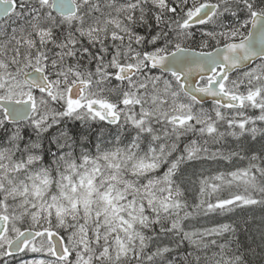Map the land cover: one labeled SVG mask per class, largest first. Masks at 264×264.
Wrapping results in <instances>:
<instances>
[{
  "label": "snow or ice",
  "instance_id": "obj_1",
  "mask_svg": "<svg viewBox=\"0 0 264 264\" xmlns=\"http://www.w3.org/2000/svg\"><path fill=\"white\" fill-rule=\"evenodd\" d=\"M0 264H264V0H0Z\"/></svg>",
  "mask_w": 264,
  "mask_h": 264
}]
</instances>
